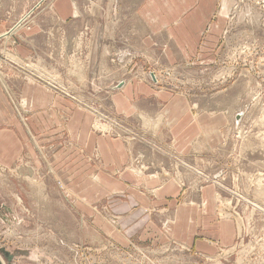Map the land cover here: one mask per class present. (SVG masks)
I'll list each match as a JSON object with an SVG mask.
<instances>
[{"label":"crops","instance_id":"crops-1","mask_svg":"<svg viewBox=\"0 0 264 264\" xmlns=\"http://www.w3.org/2000/svg\"><path fill=\"white\" fill-rule=\"evenodd\" d=\"M50 1L0 0V36L11 34L10 42L15 36L16 53L23 60L38 51L47 52L48 57L56 52L69 57L73 51L80 59L84 53L85 57L103 58L100 72L105 68L111 69L105 74L131 75L108 89L115 114L125 121L137 120L139 129L142 122L156 119L159 132L153 142L145 140L150 134L146 126L136 135L139 141L100 137L92 132L94 116L77 105L82 103L78 98L75 101L66 92L56 93L50 86L14 77L13 86L22 99L19 108L13 89L0 79V168L14 170L26 162L51 174L62 186H72L69 200L81 217L83 209L88 211V215L84 213L90 218L88 228L95 233L106 229L111 240L123 246L128 247L129 242L162 246L175 241L197 255L210 257L221 246L233 244L237 232L232 222L217 215L215 187L207 185L196 193L185 188L188 173H184V181L163 173L176 166L191 173L202 169L195 166V160L212 155L221 141L217 129L227 122L224 109L215 110L210 103L196 99L189 92L194 89L193 81H186L180 92L168 86L158 90L150 82L153 74L164 84L172 74L197 68L205 71L223 48L235 15L233 3L137 0L133 33L123 23L120 37L111 38L110 46L99 49L97 42L105 39L99 40L86 28L89 24L79 16L76 0ZM126 1L121 0L116 10L123 9ZM110 59H116L115 64ZM145 144L154 146L152 153ZM136 157L152 165L156 174L128 169ZM99 202L118 217V226L109 227L96 216L92 205ZM155 208L160 222L151 212Z\"/></svg>","mask_w":264,"mask_h":264},{"label":"rangeland","instance_id":"rangeland-1","mask_svg":"<svg viewBox=\"0 0 264 264\" xmlns=\"http://www.w3.org/2000/svg\"><path fill=\"white\" fill-rule=\"evenodd\" d=\"M76 1L79 16L89 24L86 28H91L99 40L105 39L97 42L99 49L110 46L111 38L120 37L123 23L130 34L136 28L137 0H127L121 10L115 8L121 6V0ZM230 2L235 15L231 17L223 48L218 57L210 60L209 67L205 71L197 68L187 74H172L164 84L153 74L150 82L155 89L168 86L180 92L186 81H193L194 89L189 92L196 99L210 103L215 110L224 109L227 122L217 129L221 141L212 155L195 160V166L202 169L191 173L176 166L173 171L163 173L167 178L179 176L183 181L184 173H188L185 188H193L196 193L207 185L214 186L217 215L234 224L237 232L234 243L221 246L210 257L197 255L175 241L162 246L135 242L123 246L113 242L106 229L105 233H95L88 228L91 225L90 218L85 217L88 211L83 209L81 217L69 200L72 186L64 187L51 174L23 162L14 170L0 168L3 264H264V0ZM10 36H0V79L13 89L12 96L19 108L22 99L13 86L14 77L50 86L56 93L66 92L73 100H81L77 105L94 116L92 132L100 137L112 136L125 143L139 141L136 135L146 126L150 134L145 140L153 142L160 125L156 119L142 122L139 129L137 120L118 117L108 101V89L131 75L105 74V68L100 72L98 67L103 58L85 57L84 53L80 59L73 51L69 57L58 52L48 57L47 52L38 51L23 60L16 53L17 39L14 36L10 42ZM111 60L115 64L116 59ZM106 71L109 73L111 69ZM145 147L150 153L155 149L153 145ZM97 157V164L101 165V158ZM151 167L136 157L128 169L155 175L157 171ZM92 209L104 224L118 226V217L111 215L104 202L92 205ZM151 212L160 222L159 209Z\"/></svg>","mask_w":264,"mask_h":264},{"label":"water","instance_id":"water-1","mask_svg":"<svg viewBox=\"0 0 264 264\" xmlns=\"http://www.w3.org/2000/svg\"><path fill=\"white\" fill-rule=\"evenodd\" d=\"M240 119V116L237 117V121Z\"/></svg>","mask_w":264,"mask_h":264},{"label":"bare ground","instance_id":"bare-ground-1","mask_svg":"<svg viewBox=\"0 0 264 264\" xmlns=\"http://www.w3.org/2000/svg\"><path fill=\"white\" fill-rule=\"evenodd\" d=\"M1 261V260H0ZM0 264H3L2 261L0 262Z\"/></svg>","mask_w":264,"mask_h":264}]
</instances>
